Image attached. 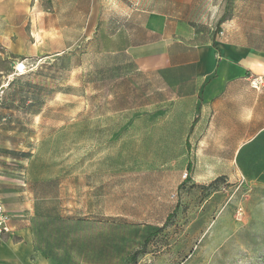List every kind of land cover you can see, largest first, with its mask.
<instances>
[{
	"label": "rangeland",
	"instance_id": "374dc122",
	"mask_svg": "<svg viewBox=\"0 0 264 264\" xmlns=\"http://www.w3.org/2000/svg\"><path fill=\"white\" fill-rule=\"evenodd\" d=\"M259 4L0 0V169L32 189L36 232L60 261L264 264V160L231 184L181 187V129L167 128L180 108L149 106L156 80L101 49L137 7L141 20L156 6L181 32L219 34L230 20L258 23Z\"/></svg>",
	"mask_w": 264,
	"mask_h": 264
},
{
	"label": "crops",
	"instance_id": "0c3cea01",
	"mask_svg": "<svg viewBox=\"0 0 264 264\" xmlns=\"http://www.w3.org/2000/svg\"><path fill=\"white\" fill-rule=\"evenodd\" d=\"M259 1L253 14L258 23L230 20L219 34L210 25L181 32L174 12L156 6L143 10L141 20L137 7L126 18L130 23L118 26L116 42H102V52L115 54L128 75L156 80L149 106L180 108V124L171 118L167 128L181 129V187L231 184L252 175L253 162L264 160V0ZM96 12L93 5L88 16ZM35 48L44 54V46ZM259 77L263 83L255 87ZM15 181L0 169V194L14 215V231L0 237V264H77L60 261L42 243L32 189Z\"/></svg>",
	"mask_w": 264,
	"mask_h": 264
},
{
	"label": "built area",
	"instance_id": "2783aa9c",
	"mask_svg": "<svg viewBox=\"0 0 264 264\" xmlns=\"http://www.w3.org/2000/svg\"><path fill=\"white\" fill-rule=\"evenodd\" d=\"M16 71H20L18 70V67L16 68ZM262 83L263 80L259 77L254 86L258 87V85ZM184 176H187V174H185ZM13 218V213L8 209L6 203L4 202L0 194V237L7 234H11L14 231V227L12 224Z\"/></svg>",
	"mask_w": 264,
	"mask_h": 264
},
{
	"label": "trees",
	"instance_id": "16d2710c",
	"mask_svg": "<svg viewBox=\"0 0 264 264\" xmlns=\"http://www.w3.org/2000/svg\"><path fill=\"white\" fill-rule=\"evenodd\" d=\"M209 187H210V186H209ZM148 239H149V238H147V239L145 240L143 247L140 248V249H138V250H136L135 253L133 254V256H132V260H133L134 262L137 261V258H138V256L140 255V253L144 252Z\"/></svg>",
	"mask_w": 264,
	"mask_h": 264
},
{
	"label": "bare ground",
	"instance_id": "6f19581e",
	"mask_svg": "<svg viewBox=\"0 0 264 264\" xmlns=\"http://www.w3.org/2000/svg\"><path fill=\"white\" fill-rule=\"evenodd\" d=\"M18 67V70H20V71H24V72H26V69H27V67H26V65L23 63H21V64H19V62H16V64H15V67H14V69L16 70V68ZM7 83L5 82V85H6Z\"/></svg>",
	"mask_w": 264,
	"mask_h": 264
}]
</instances>
